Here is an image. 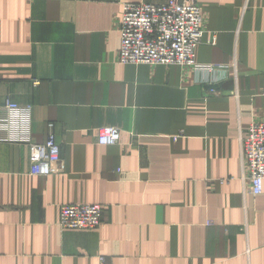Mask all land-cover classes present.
Returning a JSON list of instances; mask_svg holds the SVG:
<instances>
[{"label": "crops", "instance_id": "obj_1", "mask_svg": "<svg viewBox=\"0 0 264 264\" xmlns=\"http://www.w3.org/2000/svg\"><path fill=\"white\" fill-rule=\"evenodd\" d=\"M168 1L0 0V264H264L240 142L264 121V0H197V68L120 64L124 4ZM50 137L65 170L33 175ZM68 204L101 227L62 230Z\"/></svg>", "mask_w": 264, "mask_h": 264}, {"label": "built area", "instance_id": "obj_2", "mask_svg": "<svg viewBox=\"0 0 264 264\" xmlns=\"http://www.w3.org/2000/svg\"><path fill=\"white\" fill-rule=\"evenodd\" d=\"M204 9L197 0H170L167 3H125L120 22L122 65L181 66L197 68L196 50L203 41ZM39 84V83H35ZM213 93H216L214 91ZM21 107L7 100L4 110ZM121 132L102 128L98 144L119 143ZM242 161L249 175V192L258 197L264 190V121H253L242 136ZM31 174L50 176L64 172L61 150L53 137L44 144L28 143ZM104 210L99 205H62V230L98 229Z\"/></svg>", "mask_w": 264, "mask_h": 264}]
</instances>
